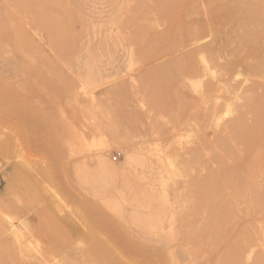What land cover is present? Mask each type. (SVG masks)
Listing matches in <instances>:
<instances>
[{
  "label": "rangeland",
  "instance_id": "rangeland-1",
  "mask_svg": "<svg viewBox=\"0 0 264 264\" xmlns=\"http://www.w3.org/2000/svg\"><path fill=\"white\" fill-rule=\"evenodd\" d=\"M18 1L0 0V137L16 144L10 158L0 154V264H217L226 245L214 246L210 239L202 242L190 236L208 220L205 207L193 209L192 187L196 179L220 166L222 151L214 140L245 110L248 91L252 87L263 91L264 71L254 68L249 59L234 71L222 70L234 54L246 53H238L240 35L233 23L207 31L208 24L217 25L210 12L216 0H208L211 8L207 0L184 3L176 14L177 34L150 47L136 41L131 31L149 25L148 38L166 34L172 22L161 18L157 8H147L150 14L142 10L144 14L135 12L138 0H61L65 7L60 14L72 19L73 44L65 57ZM133 17L135 21L128 22ZM188 29H195L197 35L186 38ZM198 33L204 34L197 38ZM210 48L219 49L211 59ZM202 54L216 72L214 80L204 71ZM191 63L200 70L176 71ZM156 70L162 71L160 80L166 85L161 106L149 94ZM61 75L72 81L61 93L62 103L53 85ZM208 81L215 86L210 92ZM211 105L221 108L216 121ZM33 114L39 120L29 123ZM57 145L64 153L63 162L54 153ZM145 146L153 157L163 156L164 177L157 181V191H147L152 197L143 202L150 169L140 162L128 165L126 154ZM249 166L246 163L245 169ZM263 178L262 173L256 175V187ZM239 202L233 206L237 216L229 225V240L235 241L242 227L248 226L252 240L243 264H255L256 257L264 264V203L250 209L247 202Z\"/></svg>",
  "mask_w": 264,
  "mask_h": 264
},
{
  "label": "bare ground",
  "instance_id": "bare-ground-1",
  "mask_svg": "<svg viewBox=\"0 0 264 264\" xmlns=\"http://www.w3.org/2000/svg\"><path fill=\"white\" fill-rule=\"evenodd\" d=\"M17 1L18 0H15V2H17ZM191 1L192 0H138V5H137V8H136V11L135 12L139 13L142 10H144V11L146 10L147 11V8H151L150 10H152L153 8L156 10V8H157L158 9V12H159V14L161 16V18L166 19V20H169L170 22H172V26L173 27H171V29H169V31L166 34H158V36L153 37V39L155 38L153 40L151 38H148L145 35L146 34L145 33L146 26H149V25H146L145 27L139 26L140 27L139 29L134 30V31H131L132 32V35L134 33L135 40L138 41V42H140L142 46L150 47V44H152L154 42L161 41L164 37H167L169 34L170 35H172L174 33L177 34L179 28H177V25H176L177 22H175L176 21V14H177L178 10L183 6L184 3L185 4H189V3H191ZM207 2H208V0H207ZM18 3H19V5L21 7H23L24 9H26L27 12H29L33 16V20L35 21L36 25L46 31V33L49 36V41H50L51 45H53V46L56 47V49L59 52V54L61 56H63V57H65L66 55H69V52H70L71 47H72V44H73L72 23H71L72 22V19H71L70 16L67 17L65 15H61L60 14L61 11L63 10V8L65 7L64 3L61 0H20V1H18ZM210 3H212V2H210ZM16 4H13V5L17 6ZM208 4H209V2H208ZM210 5L211 4L208 5L209 8H211L213 6V5L212 6H210ZM150 10H149V12L147 11L148 14H150ZM194 10H196V8ZM20 11H21V9H20ZM20 11L18 10V12H20ZM198 11H199V9H197V12ZM210 12H211L212 17L215 19L217 25L216 26H213L212 25L213 23L212 24H208V30L207 31H210V33H211V29L212 28L213 29H217L218 27H220L219 25L225 26L227 23H231V24L233 23L234 24L233 25L234 31L237 32V33H239V35H240V38H239L240 39V42L239 43L241 45L240 44L239 45L241 46V49L239 48L240 50H238V53L239 52L241 53L243 50L246 53V56H244V57L241 56V55L236 56L233 53L235 57H233V59H230V61L226 62L225 64H222L223 65L222 66V70L224 68L225 70H227L229 72L230 71H234V68H236L240 64H243L246 60L249 59L251 61L250 64L254 68H256V69H258L260 71H264V0H216L215 5L210 10ZM141 13H144V12H141ZM184 13H187V12H184ZM133 15L136 16L137 14H133ZM138 15L140 16V14H138ZM154 15H155V13H154ZM143 16L144 15L142 14V17ZM152 18H154V16ZM191 18H189V20ZM146 19H148V18L146 17ZM131 21H135L134 17L131 18L130 20H128V22H130V23H131ZM139 23H141V22H139ZM154 24L157 25L156 23H154ZM5 25H6V23H5ZM195 25H197V24H195ZM132 26L134 27V25H132ZM186 26H187V24H186ZM227 26H229V25H227ZM99 30H100V28H99ZM224 31H225V29H224ZM16 33L19 34V31L16 32ZM217 33L215 32V34H217ZM226 33L227 34H230L228 32H226ZM237 33H235V34H237ZM195 34L197 35V31H195V29H188L185 32L186 38L191 37V36H194ZM203 34L204 33H198L199 36H197V38H200ZM20 35H22V33ZM20 35H17L18 36L17 39L18 40H20V39L23 40V38H22L23 35L22 36H20ZM24 36H25V34H24ZM216 36H218V34ZM222 36H225V34H223ZM222 36H220L218 38L221 39ZM228 36H230V35H228ZM77 38H78V36H77ZM24 39H26V36H25ZM227 39H228V37H227ZM224 42H225V39H224ZM218 43L220 44V46H221V44H224L222 42H218ZM219 44H218V46H219ZM237 44H238V42H237ZM37 45H38V43H37ZM203 47H204V45L203 46H201V45L199 46V48H203ZM211 47H213V46H211ZM173 48H174V46H173ZM214 48H215V45H214ZM214 48L213 49L212 48L209 49L210 55H208V56L210 57V59H211V56H215V54L216 55L218 54V52H216V51H218L219 49H216L215 50ZM231 48H233V46ZM23 49H25V48H23ZM236 50H237V48H236ZM26 53H27V51H26ZM31 54L33 55V53H31ZM202 56H203V54H202ZM214 58H217V57H214ZM170 59H173V58H170ZM138 60H139V58H138ZM182 60H184V59H182ZM182 60L176 61V63L180 64L182 62ZM202 60H203L202 62L205 63L204 71L206 70V73L208 72L209 75H212L213 80H214V78H217L216 75H215V73H216L215 70L212 71V68L210 67V65H208L209 63H207L208 59L206 58V56H203L202 57ZM157 66H159V65H157ZM30 69L32 70L31 67H30ZM167 70H168V68H167ZM177 70L178 71H182L183 70L184 72H187V74H192L194 72H198L200 70V68L197 67V65L195 63H191V64H188L186 66H184V65L183 66L182 65L181 66H178V68L176 69V71ZM217 70H219V69H217ZM222 70H221V72H222ZM262 74H263V72H262ZM34 75H36V74H34ZM155 76H156V80L153 82V85H152V87L150 89L149 94H150V97L152 98V101L154 102V104H158L157 106H159L161 104V102L163 101V99H162L163 98L162 93L164 92V89L166 88V85H165V83L161 82V80H160L161 79V76L163 77V73H162L161 70H156L155 71ZM54 78H55V76H54ZM170 79H171V81H174V77H172ZM54 82L55 83L53 85H54V87L56 89H58L59 92L58 91L57 92L60 93L59 96H61V93H66L67 90H68V87L70 88L71 87V84H72L71 83L72 81H70L68 79V77L66 78L63 75H61V77H59L58 82H56V81H54ZM164 82H166V81H164ZM209 83H210V85L208 86V91L210 92V91L214 90L215 86H214V84L212 82H209ZM198 85L200 87V84L199 83H198ZM227 86L229 87L230 85L228 84ZM260 86L262 88H264L263 87V84L260 85ZM45 87H47V86H45ZM47 88H49V86ZM229 88H231V87H229ZM52 89H53V87H52ZM180 89H181V87H180ZM218 89H219V87H218ZM1 90H2V88H1ZM57 92H55V93H57ZM214 93H215V91H214ZM77 94L81 98V95H79L78 92H77ZM174 96H176V94ZM180 97H182V96H180ZM83 98H85V97H83ZM177 98H179V97H177ZM236 100H238V99H236ZM62 101H64V100H63V98L61 96V103H62ZM202 101H203V99H202ZM212 101H214V99ZM239 101H237V103ZM244 101H246V100H244ZM241 102H243V101H240V103ZM214 103L215 102H213L212 104H214ZM71 104L74 105L75 104L74 101ZM183 104H184V102H183ZM235 104H236V102H235ZM96 105H97V103H96ZM69 106H70V104H69ZM223 106H224V104H223ZM225 106H227V105H225ZM244 106H245L244 107L245 110L244 111H240V113L234 119L231 118L232 120L229 121V123H227L225 125V127L223 129V132H225V133L219 135L217 141L214 140L215 143L216 142L218 143V147L222 151L221 156L218 157L220 166L216 162V164H217V166L219 168L217 167L218 169L216 168L215 170H211L206 175H204L203 177L196 179V181L194 182L193 187H192V192H193V195L195 197L194 204H193V209H196L197 210V207L198 206H199V208L200 207H205L206 210H207V212L205 211V213L208 214V215L206 214L208 220H207V222L204 225H202L199 229H197L196 231H194L190 236H192L193 239L195 238L197 241L200 240V239H202V242H203L204 239H210V240H212L210 243H213L214 246H220L222 244H225L226 245V247H225L223 253L221 254L220 259H219V261H218L217 264H231V263L232 264L233 263L239 264L240 262H242V264H243V262L245 261L244 254H245L246 249H247V246L246 245H247V243H249L252 240L251 234H250L252 231H250V229H249L248 226H246L244 228L241 226L242 227V231H240V229H239L240 232L238 234V238L235 241H231L230 242V240H229V238L231 237L230 236L231 235L230 234L231 233V229L230 228L232 227V226L229 227V225H230V223L232 221H234V216L235 215L237 216L236 213L234 214V210H233V206L235 205V203L239 202V200L240 201L243 200V201H245V202L248 203L249 206L248 205H246V206L250 207V209L251 208H253V209H256L257 208L258 209L259 206H261L264 203V178H263V181H262L261 185H259V187H256V185L254 183V178L256 177V175L258 173H262L263 176H264V89H263L262 92H259V89L258 88L252 87L248 91L247 101H246V104ZM79 107H80V105H79ZM206 107H208V106H206ZM212 108L213 109L211 110V113L210 114H211L212 118H214L215 121H216V119L218 120V116L220 114H222L220 112L221 108H219V107L217 108V105L216 106L213 105ZM229 108L230 107H228V109ZM75 109H77V108L75 107ZM218 109H219V112H220L219 115H218ZM225 109H227V107ZM68 110H70V107H69ZM72 110H73V107H72ZM241 110H243V107L241 108ZM80 111H81V108H80ZM203 111H204V108H203ZM209 111H210V109H209ZM232 111H233V108H232ZM232 111H231V113H232ZM72 112H74V111H72ZM206 112H208V111H206ZM225 115H228V114L225 113ZM225 115L223 113V116L224 117H225ZM234 115H236L235 112H234ZM248 115H250V116L248 117ZM219 117H221V116H219ZM231 117H232V115H231ZM222 119H224V118H222ZM38 120H39L38 114H33L31 117H29V121L28 122L29 123H36ZM211 122H213V121H211ZM23 123L25 124L24 121H23ZM220 123H221V121H220ZM217 133L220 134L219 132H217ZM202 140H203V137H201V140L200 141L203 142ZM57 144L59 145L58 142H57ZM58 145H57L56 150H55L54 153L59 158V160L62 161V159L64 158V157H62L64 153L62 151V148H60V146L58 147ZM15 146H16V144H15V142L11 138H9V137H0V154L3 155L4 157L10 158L11 155L14 153ZM207 148H208V146L206 148H204V149H207ZM211 148L212 147H209L208 150H211ZM196 153H199V151L196 150ZM217 154H219V152ZM153 155H155V154L151 151V149H148V147H146V146L145 147H140V149L138 151H129L128 150V152L126 154V160H127L128 165H133V164L135 165V164H138L140 162L143 166L146 165L150 169V173L147 175V177H145L146 179H145V183H144V189L146 190V194L144 196V199H143L144 201L143 202H146V200H149L152 197L148 192H151L153 194L154 191H157V189H156L157 181L162 180L163 177H164L161 174L162 173L161 166L163 164V159L164 158H163V156H160V155L157 156V157H153ZM161 155H163V154H161ZM211 156L212 157H215L213 155H211ZM67 157H68V155H67ZM199 158H201V157H199ZM227 158L230 159V161L227 160ZM65 160H66V158H65ZM194 160H195V158H194ZM205 163H206V161H205ZM207 163H208V161H207ZM246 163H248V165L250 164V166L247 167V169H245ZM59 164L61 165V163H59ZM63 165L65 166V164H63ZM102 165H103L104 168H106V169L108 168V170H111L110 167H107L104 164H102ZM141 170H142V168H141ZM8 171H10V170H8ZM45 173H46V171H45ZM3 174H5V173H3ZM46 174H48V173H46ZM194 179H195V177H194ZM141 184H143V183H141ZM228 189H230L231 191L230 190L228 191ZM138 193H140V192H138ZM193 209L191 207V210H193ZM250 209H249V211H250ZM245 212H246V210H245ZM253 212H254V210H253ZM185 214H186V212H185ZM148 215H150V214H148ZM172 215L173 214L171 213V217H172ZM133 219H134V217H133ZM237 220H239V219H236V223L239 222ZM170 222H171V218H170ZM10 223H12V222L10 221ZM248 223L250 224V222H248ZM12 226H14V225H12ZM250 227L252 228V225ZM233 228H234V225H233ZM233 228H232V230H233ZM18 229L22 230L21 228H18ZM253 239H254V236H253ZM195 244H197V243L195 242ZM72 245H74V244H72ZM210 246H212V245H210ZM122 250H124V249H122ZM123 252H125V251H123ZM128 255H129V253H128ZM82 258H83V256H82ZM129 258H130V256H129ZM85 260H83V261H85ZM134 260H136V259H134ZM242 260H244V261H242ZM255 260H257L255 262V264H263V261H262L261 258H257L256 257ZM103 262H105V260H103ZM105 263H107V262H105ZM105 263H103V264H105Z\"/></svg>",
  "mask_w": 264,
  "mask_h": 264
},
{
  "label": "built area",
  "instance_id": "built-area-1",
  "mask_svg": "<svg viewBox=\"0 0 264 264\" xmlns=\"http://www.w3.org/2000/svg\"><path fill=\"white\" fill-rule=\"evenodd\" d=\"M2 165H3V163H2V161H1V159H0V168L2 167Z\"/></svg>",
  "mask_w": 264,
  "mask_h": 264
}]
</instances>
